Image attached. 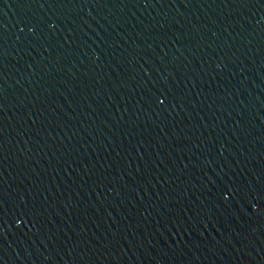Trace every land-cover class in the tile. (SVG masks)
<instances>
[{
    "label": "water",
    "instance_id": "water-1",
    "mask_svg": "<svg viewBox=\"0 0 264 264\" xmlns=\"http://www.w3.org/2000/svg\"><path fill=\"white\" fill-rule=\"evenodd\" d=\"M0 264H264V0H0Z\"/></svg>",
    "mask_w": 264,
    "mask_h": 264
}]
</instances>
